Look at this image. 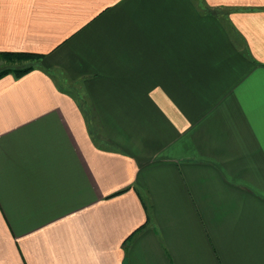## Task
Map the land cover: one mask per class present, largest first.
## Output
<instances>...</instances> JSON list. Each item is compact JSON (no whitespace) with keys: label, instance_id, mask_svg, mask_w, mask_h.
Returning <instances> with one entry per match:
<instances>
[{"label":"crops","instance_id":"0c3cea01","mask_svg":"<svg viewBox=\"0 0 264 264\" xmlns=\"http://www.w3.org/2000/svg\"><path fill=\"white\" fill-rule=\"evenodd\" d=\"M0 264H264V0H0Z\"/></svg>","mask_w":264,"mask_h":264},{"label":"rangeland","instance_id":"374dc122","mask_svg":"<svg viewBox=\"0 0 264 264\" xmlns=\"http://www.w3.org/2000/svg\"><path fill=\"white\" fill-rule=\"evenodd\" d=\"M40 58L29 54L5 55L0 52V72L9 71L13 75L18 70L40 64Z\"/></svg>","mask_w":264,"mask_h":264},{"label":"trees","instance_id":"16d2710c","mask_svg":"<svg viewBox=\"0 0 264 264\" xmlns=\"http://www.w3.org/2000/svg\"><path fill=\"white\" fill-rule=\"evenodd\" d=\"M1 53H4L5 55H18V54H29V55H33L35 57H41L39 56V54H34V53H31V52H1ZM33 66H30V67H26L22 70H18L16 71V73L14 74V76L16 77H20L21 75L25 74L27 71H29L31 68H33ZM7 73H10L9 71H3V72H0V76H3L4 74H7Z\"/></svg>","mask_w":264,"mask_h":264}]
</instances>
